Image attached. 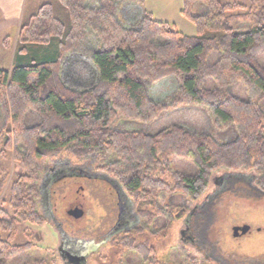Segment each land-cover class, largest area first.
Segmentation results:
<instances>
[{"label": "trees", "instance_id": "obj_1", "mask_svg": "<svg viewBox=\"0 0 264 264\" xmlns=\"http://www.w3.org/2000/svg\"><path fill=\"white\" fill-rule=\"evenodd\" d=\"M84 1L27 0L12 69L0 70L5 119L0 154L13 152L22 170L10 184L8 200L0 201V264L34 247L31 241L14 244L17 227L44 222L37 211L38 182L47 162L62 152L79 160L114 158L97 170L131 202L139 224L110 237V264H125L130 253L146 263L167 264L159 260L151 238L164 239L171 222L185 212L159 205L161 194L195 199L218 169L264 170V67L256 60L264 52V0H182L181 15L195 28L194 36L145 11L137 26H124L120 8L144 0H98L95 8ZM240 20L247 21L249 29L230 26ZM88 28L98 41L90 55L98 81L87 91L75 92L60 79L61 63L83 47ZM171 78L177 83L173 98L168 103L151 98L148 87ZM208 80L214 82L209 88ZM235 84L245 88L246 100L231 94ZM191 106L206 108L219 127H236V137L219 143L212 135L178 125L155 134L113 128L118 115L151 124L166 111ZM29 114L37 117L36 124L28 123ZM171 157L190 161L196 172H172ZM258 185L264 194V175ZM164 216L169 217L165 229L151 232V225ZM187 264L203 262L195 257Z\"/></svg>", "mask_w": 264, "mask_h": 264}, {"label": "rangeland", "instance_id": "obj_2", "mask_svg": "<svg viewBox=\"0 0 264 264\" xmlns=\"http://www.w3.org/2000/svg\"><path fill=\"white\" fill-rule=\"evenodd\" d=\"M34 1L39 3L42 0ZM155 1L144 0L140 5H131L136 6L134 9L138 8L139 18L145 11L150 13L153 19L163 22L152 14L157 11L161 15L163 12V17L169 19L168 23L174 25L178 31L190 33L189 36L196 35L195 28L181 15L182 0H174L180 7L176 14L171 10L157 9ZM222 1L229 2L230 0ZM98 2V0H85L84 4L95 8ZM150 8H153V11ZM120 9L122 11V7ZM134 26L126 25L127 28ZM230 26L236 31L249 29V23L242 20L232 22ZM86 32L85 46L83 45L77 53L91 55L96 45L91 46L88 43L89 39L95 38L96 41L97 39L91 28H88ZM214 58L213 55L211 62ZM256 60L260 66L264 67V52L258 54ZM65 63L63 59L60 74L62 83L70 90L82 91L75 83L62 78ZM88 64L93 65L91 61ZM208 81L205 83L207 88L213 82ZM176 88L177 83L173 78L148 87L151 98L161 103H168L173 98ZM230 92L238 99H247L245 88L241 84L232 86ZM261 108L264 110V101ZM117 119L113 128L121 131L137 130L155 134L160 130L178 125L191 132L212 135L219 143L230 142L238 133V129L230 125L219 127L210 112L201 106L179 107L166 111L151 124L128 121L120 115ZM27 120L30 125L38 121L33 114H29ZM4 123V113L0 106V128ZM1 142L2 137H0V153ZM13 158V152L4 157L0 154V174L6 175L4 188L0 192V201L8 200L10 184L16 175L22 174V170ZM113 161L114 158L104 159L102 157H88L79 160L65 152L59 154L58 158L50 159L38 182L40 196L37 200V211L44 217V222L39 225L25 223L18 225L14 244L23 245L31 241L35 245L11 260L9 264H26L37 261H44L47 264H67L60 257L62 251H66L71 257L86 259V264L114 263V251L107 253L106 244L113 236L112 230L116 226L118 207L126 204L128 213L133 217V222L127 224L124 229L135 227L139 224V219L132 210L131 202L124 197L119 187L97 170L99 166ZM169 163L172 172L186 174L196 172V168L190 161L171 157ZM59 169L63 170L58 171ZM262 175H264V170L256 173L244 168L237 171L218 169L208 176L206 189L195 199L188 196L161 194L158 199L159 205L169 204L182 207L185 216H182L179 221L171 222L164 239L151 238L156 245L159 260L167 264L181 262L187 264L190 259L196 257L202 260L203 264H264V194L261 193L258 185V179ZM50 177L53 178L49 182ZM72 205H77L80 209V216L77 218L68 216ZM3 208L11 214L7 205ZM190 214L195 215L193 221L197 241L195 245L186 244L181 239L180 231L190 220V216L187 217ZM168 221V216L159 218L151 225V232L165 229ZM242 226L249 227L248 234L234 238L232 229ZM95 253L100 254L97 256ZM124 263L153 264L143 262L140 256L133 253L125 256Z\"/></svg>", "mask_w": 264, "mask_h": 264}, {"label": "crops", "instance_id": "obj_3", "mask_svg": "<svg viewBox=\"0 0 264 264\" xmlns=\"http://www.w3.org/2000/svg\"><path fill=\"white\" fill-rule=\"evenodd\" d=\"M155 3L157 9L161 11L171 10L176 14L180 10L179 5H177L174 0H156ZM26 4L27 0H0V70L10 71L12 69L18 31ZM134 7L136 8L135 5L126 4L122 9L123 11L120 12L122 18L121 22L124 26L127 25L131 27L133 25H138L140 19L139 16H137L138 8L134 9ZM132 9L133 11H130ZM150 9L153 11V8ZM123 14L125 15L124 17L122 16ZM152 14L163 22H170L169 19L163 17V12L161 15H159L157 11L155 13L152 12ZM127 17L129 19H127ZM184 34L187 35L188 33L184 32ZM188 35L191 34L189 33ZM89 40L88 43H90L91 46H97L95 38ZM87 46L86 48L89 49ZM96 46H94V49ZM90 61V55H84L83 53L69 55L65 61L66 63L63 65L66 70H62V78H67L71 83H75L82 91L91 89L98 81V73L93 65L88 64Z\"/></svg>", "mask_w": 264, "mask_h": 264}, {"label": "flooded vegetation", "instance_id": "obj_4", "mask_svg": "<svg viewBox=\"0 0 264 264\" xmlns=\"http://www.w3.org/2000/svg\"><path fill=\"white\" fill-rule=\"evenodd\" d=\"M62 170L63 169H59L58 171H62ZM64 171H67V170L64 169ZM52 178L53 177L49 178L50 179L49 182L52 181ZM224 182H226V181L224 180ZM118 208L119 209H118V214H117L116 226L112 230L113 235L121 232L127 224H130L133 222V217L130 213H128L125 204L120 205ZM193 216L195 218L194 214L192 216H190V218ZM192 222H193V220H191V219L188 220L184 229L180 231L182 241L185 242L186 244H189V245H195V243L197 242L196 237H195V227H194ZM60 254L67 255L68 253L66 251H62ZM203 259L205 260V258H203ZM86 263H87V260H85V262L83 264H86Z\"/></svg>", "mask_w": 264, "mask_h": 264}, {"label": "water", "instance_id": "obj_5", "mask_svg": "<svg viewBox=\"0 0 264 264\" xmlns=\"http://www.w3.org/2000/svg\"><path fill=\"white\" fill-rule=\"evenodd\" d=\"M67 58H68V56L64 58V61H66ZM68 216L73 217V218H77L80 216V209L77 207V205H72L70 207V209L68 211ZM248 232H249V227H247V226L234 227L232 229V236L234 238H240V237L246 235ZM60 257L64 262H67V264H83L85 262L84 258H81V259L74 258V257L69 256L68 254L67 255L61 254Z\"/></svg>", "mask_w": 264, "mask_h": 264}]
</instances>
